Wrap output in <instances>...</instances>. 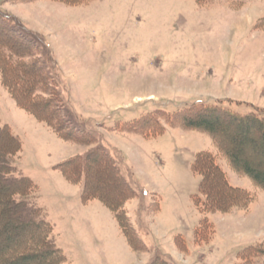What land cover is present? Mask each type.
<instances>
[{"label": "rangeland", "instance_id": "374dc122", "mask_svg": "<svg viewBox=\"0 0 264 264\" xmlns=\"http://www.w3.org/2000/svg\"><path fill=\"white\" fill-rule=\"evenodd\" d=\"M71 3L0 0V19L9 18L0 22V43L17 22L23 30L14 36L31 54L26 62L45 59L40 74L53 73L48 88L57 90L63 107L55 115L76 119L75 131L61 139L19 107L0 75V125L20 142L11 165L16 177L32 181L30 200L52 227L62 264H149L154 257L172 264H264L262 256L243 254L264 246V190L230 165L207 132L170 123L195 105L220 104L240 115L264 110V0ZM235 134L264 174V139L252 130ZM96 148L118 167L116 176L108 166L101 183L93 180L94 168L103 167L98 154L88 158L78 182L57 169ZM200 152L211 154L230 186L249 193L246 206L219 212L195 204L200 176L191 165ZM86 181L125 199L113 209L99 198L82 200Z\"/></svg>", "mask_w": 264, "mask_h": 264}, {"label": "trees", "instance_id": "16d2710c", "mask_svg": "<svg viewBox=\"0 0 264 264\" xmlns=\"http://www.w3.org/2000/svg\"><path fill=\"white\" fill-rule=\"evenodd\" d=\"M57 1L69 4L75 0ZM196 1L200 3L201 0ZM6 19L9 18L3 15L0 22L4 23ZM11 25L8 27L9 41L5 39L0 43L2 84L20 108L31 114L38 122L45 123L52 128L58 137L67 140L66 133L72 134L76 129V119L68 115L69 113H62L61 117L55 115L58 112L61 113L63 107L59 102L57 90L48 88L50 86L49 79L54 78L53 73H49L51 77L40 74V71L43 72L46 69L42 63L45 62V59L40 61V59L37 60L38 58H33L29 64L26 62L31 55L25 53L28 50L27 44L14 36L22 27L17 22ZM39 41L41 42V40ZM41 93L45 94L47 98L42 99ZM51 104L56 106L55 112L54 109L48 110ZM195 104L198 105V103ZM168 118L170 119V117ZM170 120V123L180 120L182 127L207 132L217 148L228 159L230 165L264 190L263 172L257 170L244 155L245 141L242 136L233 135L237 132L246 135L252 130L264 139V110H255L240 115L220 104L202 107L195 105L184 108ZM138 123L136 122V124ZM64 124H69L71 127L67 128ZM152 126L157 127L158 123L153 122ZM227 132L228 134L229 132L233 133L232 136L226 135ZM19 149L20 142L17 137L11 134L6 125H0V264H62L65 259L61 250L55 246L52 240V227L46 222L42 209L35 206L30 200L34 189L32 181L27 177L15 176V169L11 165V161ZM96 154L98 155L94 158L99 156L103 159V167L94 168L93 180L96 183H101V175L109 174L108 166H111L112 174L116 176L118 167L112 165V159L107 154L105 156L104 151L100 148L89 152L82 161L79 158L66 161L59 164L57 169L67 181L78 182L83 177L78 174H83L84 170H87L88 158ZM100 162L102 161L100 160ZM191 169L193 173L200 176L198 195L194 196V201L201 209L227 212L234 207L246 206L249 202L251 198L249 193L227 183L224 173L216 166L210 153H198ZM114 194L112 193V197ZM112 197L99 192L94 186H88L87 181L81 195L82 200L99 198L111 209L118 207V200L125 199L123 193L119 199ZM205 226V221H202L195 231L197 239L202 235ZM123 227L126 229L125 226ZM250 248L253 247L246 248L243 254L249 257H264L263 245ZM149 264L172 263L154 257Z\"/></svg>", "mask_w": 264, "mask_h": 264}, {"label": "bare ground", "instance_id": "6f19581e", "mask_svg": "<svg viewBox=\"0 0 264 264\" xmlns=\"http://www.w3.org/2000/svg\"><path fill=\"white\" fill-rule=\"evenodd\" d=\"M116 190H117V189H116ZM116 190H115V194L113 195L114 197H112V194H111V197H112V198H118V199H119L120 195H121L123 192L120 193V191H116ZM121 197H123V196H121ZM109 198H110V197H109ZM118 199H117V200H118ZM109 200L111 201V199H109Z\"/></svg>", "mask_w": 264, "mask_h": 264}]
</instances>
